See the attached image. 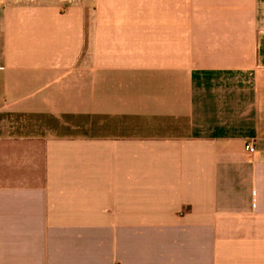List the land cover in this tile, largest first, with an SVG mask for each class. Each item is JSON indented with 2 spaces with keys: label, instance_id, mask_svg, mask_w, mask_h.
I'll return each instance as SVG.
<instances>
[{
  "label": "crops",
  "instance_id": "1",
  "mask_svg": "<svg viewBox=\"0 0 264 264\" xmlns=\"http://www.w3.org/2000/svg\"><path fill=\"white\" fill-rule=\"evenodd\" d=\"M0 264H264V0H0Z\"/></svg>",
  "mask_w": 264,
  "mask_h": 264
},
{
  "label": "built area",
  "instance_id": "2",
  "mask_svg": "<svg viewBox=\"0 0 264 264\" xmlns=\"http://www.w3.org/2000/svg\"><path fill=\"white\" fill-rule=\"evenodd\" d=\"M246 150H247L248 152H250V153H255V152H256V149H255V147H254V145H253L252 142H250V143H248V144L246 145Z\"/></svg>",
  "mask_w": 264,
  "mask_h": 264
}]
</instances>
